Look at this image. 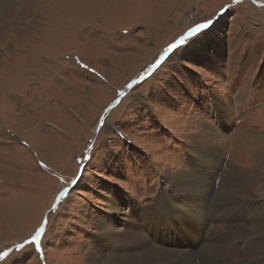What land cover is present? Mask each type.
Masks as SVG:
<instances>
[{
    "label": "rangeland",
    "instance_id": "obj_1",
    "mask_svg": "<svg viewBox=\"0 0 264 264\" xmlns=\"http://www.w3.org/2000/svg\"><path fill=\"white\" fill-rule=\"evenodd\" d=\"M204 141L223 161L221 172H201L212 184L205 220L253 222L264 208V5L0 0V264H94L98 230L121 231L141 212L147 231V208L171 175L202 166L190 149ZM228 164L240 169L233 191L245 185L253 202L214 197ZM253 169L260 178L243 175ZM159 223L165 229L149 233L156 244L207 253L197 241L211 236L208 224L202 231L182 215ZM228 229L206 246L237 240ZM178 240L186 244L169 245ZM254 262L264 264H244Z\"/></svg>",
    "mask_w": 264,
    "mask_h": 264
},
{
    "label": "bare ground",
    "instance_id": "obj_2",
    "mask_svg": "<svg viewBox=\"0 0 264 264\" xmlns=\"http://www.w3.org/2000/svg\"><path fill=\"white\" fill-rule=\"evenodd\" d=\"M208 135H210V132L205 136ZM199 136H201V134ZM195 150H197V155L194 154ZM190 152H192L193 154L191 155L195 157L193 163L196 164V162L201 161L202 166L195 170L193 167H190V171H185L173 176L171 175L169 178L171 182L167 187L169 192H161L158 195L155 206L153 208H147L145 212V215L152 219V221H148L144 225L147 231L140 228L142 226L139 222V219L142 217L141 212L138 214V217H136L137 215L128 216L126 219V226H124L125 228L121 231L114 232L111 227L107 226L100 231L97 229L98 233L96 234L95 244L88 253L90 260L93 261L94 264H185L189 261L191 264H221L220 261L222 259H225L226 262L232 261L230 264H244V262L248 263L254 260L264 261V208L258 207L259 210H255L253 222L251 219L246 220V216L245 220L234 228H232V225L221 224L220 222L218 225H213L215 221L213 224H210L207 219L205 220V216L208 218L206 215L207 205H205V202L207 200L206 196H208L207 191L209 190L210 192V186L212 184L210 185L204 181L201 172H209L210 170L221 172V167L223 165L222 157L219 149L216 146L209 145L206 141L197 147V149H195V147L194 150L190 149ZM202 158L204 160H202ZM212 175L214 176L215 174L212 173ZM243 175L251 176L252 178H260V173L255 169L244 171ZM222 177L225 186L224 184L221 186H223L225 190L221 193H215L214 195L220 204L222 202V204L229 207L227 204L231 206L233 204V199L238 200L240 197H243V200L248 199L249 202L254 201V197L251 195L250 190L248 192L245 185H241L238 190L233 191L236 177H240L239 168L232 164H228L225 173L222 172ZM241 181L244 182V180ZM188 187L195 188V190H189ZM179 189H185L188 192H185L186 194L184 193V196L179 198ZM204 193L206 194L204 202H202L199 200V194ZM174 196H176V198ZM164 201L167 203H165L166 206L163 204ZM244 209H246V207H244ZM244 209H242V211H244ZM180 215L191 221L193 225H200L202 227L203 224H208L207 232L211 234V236H208L206 241L196 240L198 244L203 242L202 247L197 252L200 256L204 250H207V253L203 255L200 260L194 259L193 256L195 253H191L185 250V248L175 250L163 248L156 244L155 240L149 236L150 231L154 228L165 229L160 227L164 224L159 223V218H164L169 224L171 219ZM184 222L185 221H183V223ZM226 228H230L228 230L233 231L234 234H240L239 238L237 240H232L231 237H229V243L228 245L226 244L227 246L223 247L224 249L206 246L207 243L213 242L216 237L218 238V232L225 231ZM201 229L202 231L204 230L203 227ZM143 231H145V233ZM213 231L214 233L212 234ZM251 231L252 234L253 232L258 233L259 240H254L252 237L254 235L250 234ZM169 233L172 234V231L169 230ZM195 234L197 235V233ZM246 239H248V243L246 244L248 246H238L239 241ZM161 240H166V236H163ZM164 243L168 246L167 242ZM182 243H184V245L186 244L178 240L176 242L171 241L169 245H181ZM190 243L195 244L194 241ZM220 248L222 247L220 246ZM209 250L214 251V256H212ZM105 252H107V254H105ZM244 258L251 259V261L243 260ZM255 263L256 262H254V264Z\"/></svg>",
    "mask_w": 264,
    "mask_h": 264
},
{
    "label": "snow or ice",
    "instance_id": "obj_3",
    "mask_svg": "<svg viewBox=\"0 0 264 264\" xmlns=\"http://www.w3.org/2000/svg\"><path fill=\"white\" fill-rule=\"evenodd\" d=\"M210 26V24H208V25H202L201 27H203V28H207V27H209ZM61 195H63V193L61 194ZM44 231V229L43 228H41L40 230H39V243H40V241H41V238H42V232ZM37 232V231H36ZM35 232V233H36ZM28 244H36L34 241H32V239L31 240H29L28 242H25L24 244H21V245H19L18 246V249L20 250V251H23L27 246H28ZM5 255H7V254H5Z\"/></svg>",
    "mask_w": 264,
    "mask_h": 264
},
{
    "label": "water",
    "instance_id": "obj_4",
    "mask_svg": "<svg viewBox=\"0 0 264 264\" xmlns=\"http://www.w3.org/2000/svg\"><path fill=\"white\" fill-rule=\"evenodd\" d=\"M242 1V0H241ZM250 1L252 4L256 5V6H263L264 5V1H257V0H248ZM208 24H211V23H205L203 25H208ZM202 26V25H201ZM201 26L197 27V29L199 28H202ZM194 32V29L188 31L180 40H184L186 37H188L190 35V33Z\"/></svg>",
    "mask_w": 264,
    "mask_h": 264
}]
</instances>
